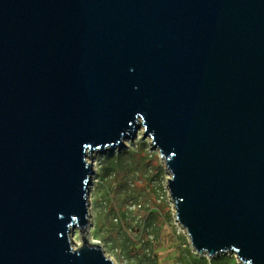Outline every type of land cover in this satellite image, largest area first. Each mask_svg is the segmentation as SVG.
Here are the masks:
<instances>
[{
	"label": "water",
	"instance_id": "1",
	"mask_svg": "<svg viewBox=\"0 0 264 264\" xmlns=\"http://www.w3.org/2000/svg\"><path fill=\"white\" fill-rule=\"evenodd\" d=\"M139 130L194 254L264 264V0H0V264H114L89 159Z\"/></svg>",
	"mask_w": 264,
	"mask_h": 264
},
{
	"label": "rangeland",
	"instance_id": "2",
	"mask_svg": "<svg viewBox=\"0 0 264 264\" xmlns=\"http://www.w3.org/2000/svg\"><path fill=\"white\" fill-rule=\"evenodd\" d=\"M90 177V238L114 264H238L233 256L208 260L191 250L177 224L159 152L139 130L114 151L94 153ZM74 247L81 235H71Z\"/></svg>",
	"mask_w": 264,
	"mask_h": 264
}]
</instances>
